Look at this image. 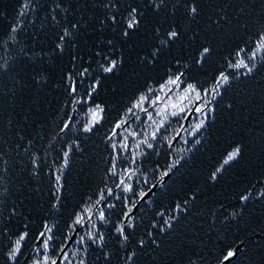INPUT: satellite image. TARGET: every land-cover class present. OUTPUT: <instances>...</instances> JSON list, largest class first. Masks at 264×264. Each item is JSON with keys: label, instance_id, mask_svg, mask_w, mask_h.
Listing matches in <instances>:
<instances>
[{"label": "trees", "instance_id": "16d2710c", "mask_svg": "<svg viewBox=\"0 0 264 264\" xmlns=\"http://www.w3.org/2000/svg\"><path fill=\"white\" fill-rule=\"evenodd\" d=\"M20 2L0 0V64L12 66L18 59L25 60L40 75L33 78L30 73L17 84L13 73L0 72V150L19 160L14 169L0 175V228L4 227L9 209L17 206L16 217L8 223L7 237H0V264H11L4 253L17 234L24 231L29 236L17 264H31L36 257L34 248L39 246L36 237L45 230V223L53 226L50 234L54 236V249L49 254L55 258L59 248L70 242L66 237L78 239L77 234L92 230L87 217L83 226L73 225L75 231L69 228L87 207L92 208L93 221L105 235L106 250L112 254L108 264H125L121 257L131 251L136 256L129 264H222L227 253L238 246L241 252L230 264H264V65L254 73V79L236 78L228 67L235 51L252 48L255 33L264 27V0H199L200 18L193 23L186 17L174 21L186 35L162 48L154 59L151 54L160 46L164 34L162 31L159 38L156 36L151 13L135 33L120 40L113 27L107 23L101 26L93 18L100 9L83 15L86 0H65L73 10L58 12L59 22L55 24L45 15L49 6H54L53 0H37L43 4V11L29 13L36 27L28 25L13 39L9 26L18 19L27 20L18 17ZM82 15L87 24L80 23ZM219 15L226 19L217 23ZM74 23H79L78 29H72ZM42 26L39 42L33 44L30 37ZM65 28L71 33L65 39V49L55 51ZM194 33H198L195 39ZM110 39L114 48L107 44ZM201 45L212 52L202 65H196V51ZM102 49L103 54L97 56ZM103 55L122 60L114 73L101 70L100 64L106 63ZM85 68L89 71L81 76ZM221 71L230 74V82L220 89V95L213 97L209 92L205 99H197L196 93L185 92L187 84H194L203 97L205 89L215 86ZM180 72L185 73L184 83L178 87L168 85L160 91L169 76ZM96 79L100 85L93 100L104 107V120L93 132L85 133L83 128L90 122L89 109L94 103L72 101L87 100L86 93ZM73 81L77 92L69 95ZM149 87L154 89L151 94L147 92ZM142 93L149 95L143 106L152 114V120L139 110H134L135 115L126 114ZM156 96L162 99L152 105ZM184 96L188 99L182 100ZM207 100H211L212 112L205 108V116L193 110L196 103L203 107ZM174 104L185 109L177 117L170 115L179 111L172 107ZM165 108L168 118L158 134L159 142H153L152 149L143 144L137 148L145 134L150 136L160 123L157 112ZM121 119L128 122L115 129L117 135L113 137L114 126ZM200 120L205 121L204 127L196 132L195 125ZM65 122L71 127L61 132ZM132 132L139 135L133 137ZM125 137L126 150L121 147ZM16 144L19 148L14 147ZM236 147L241 148L240 157L224 164ZM25 148L28 152L23 151ZM69 148V164L62 167L63 153ZM31 154L39 158L37 169H33ZM113 161L116 175L110 171ZM61 169V203L54 216L55 177ZM132 169L136 174L128 180ZM165 171L168 176L162 175ZM214 172L216 179H212ZM121 179L132 184L134 192L125 193L123 186L117 187ZM102 190L106 199L97 204ZM141 192L148 193L144 200H140ZM244 196L248 199L242 200ZM137 200L140 203L132 212L136 226L129 229L130 242L122 249L115 228ZM101 211L106 221L98 219ZM165 220L172 226L165 225ZM141 239L145 241L143 246L138 243ZM78 247L71 241L65 250L71 255ZM96 255L93 252L88 257L89 264H100Z\"/></svg>", "mask_w": 264, "mask_h": 264}, {"label": "snow or ice", "instance_id": "6c2138e0", "mask_svg": "<svg viewBox=\"0 0 264 264\" xmlns=\"http://www.w3.org/2000/svg\"><path fill=\"white\" fill-rule=\"evenodd\" d=\"M53 5L49 6V11L45 13L46 16H50L53 23H58L57 20V13H69L73 10V6L71 4L65 5V0H53ZM85 13L87 11H92L94 9H100L99 14L94 12L93 18L98 19L101 26H104L106 23L113 27V31L116 32V35L119 37L120 40H125L130 36V34L135 33L141 24L144 22L145 18L151 13L154 19L153 23V31L155 32L156 36L159 38L161 32L163 31L164 38L161 39V44L159 47H156L155 50L152 52L151 57L154 59L162 50V48L168 47L172 42H175L181 39L182 36L186 35L184 31L181 30V26L174 21L181 19L182 17H186L190 23L196 22L201 15V6L199 0H133V2H128V0H91V3L86 0L85 2ZM38 11H43V4H38L37 0H21L20 7L18 9V17L23 18L27 17V20L18 19V21L14 24L9 26V34H12V38L15 39V34H19L21 31H26L28 25L32 27H36V22L31 18L29 13H37ZM3 15V13H0ZM82 15V19L80 23L87 24L88 21L84 20ZM102 17V18H101ZM226 19L224 15H219V19L216 21L219 23V20ZM72 29H78L79 23L72 24ZM44 31V27L42 26L40 29L37 30V34L32 35L30 40L33 44L39 42V33ZM71 33L67 28L63 30V34L58 37L60 43L56 44L55 51L63 52L65 49V39ZM198 37V33H194L193 39ZM253 47L247 49L245 47L238 48L231 61L228 63V67L233 70L235 73L236 78L240 76L244 77H254V73L259 70L261 65H264V27L258 30L255 33V38L252 41ZM107 44L111 47H115L113 40H108ZM104 50L102 49L101 52L96 53L97 56L102 55ZM212 49L207 46L201 45L199 49L196 51V65H202L203 61L206 60L211 55ZM27 56V53H24ZM247 56V59L244 57ZM30 59V57H29ZM73 60H76L77 57H73ZM103 59L106 63L100 64V68L104 73H114L115 70L120 66L122 60H117L111 58L109 55H103ZM151 62V60L149 61ZM177 64L180 63L179 60L176 61ZM243 69L244 71L241 73L239 70ZM88 69L85 68L80 75L83 76L85 73H88ZM0 72H11L14 74V79L17 84H20L24 77L29 76L31 73L33 78H36L40 75V73L36 72L34 68H30L29 65L25 60H17V62L9 66L7 63L0 64ZM185 76L184 72H180L178 75L169 76L168 79L160 85V91H164V89L168 85L179 86L180 84L184 83L185 81L182 79ZM68 79H71V76H68ZM230 82V74L224 71H221L216 78L215 86L213 88L205 89L204 96L202 97L200 92L197 90L196 85L194 84H187L185 88V92H194L196 93L197 99H205L209 92L212 94L213 97L220 95V89ZM100 85V81L96 79L94 83L90 85V91L86 93L87 100H79L74 99L72 102L75 104L80 103H94L93 96L94 93L97 92ZM77 85L75 81L69 86V95H74L77 92ZM172 89L169 88L168 91ZM149 94L154 92V89L149 87L147 89ZM162 98L160 96H156L155 100L151 103L155 105L156 103L160 102ZM188 99V96L182 97V100ZM149 100L148 94H140L136 100L131 104L130 107L127 108L126 114L135 115L134 110H139L147 114L148 119L152 120V114L148 112V109L145 108L143 105L146 101ZM211 104V100H207V102L203 105V107H197L196 112L201 113L202 115H207L204 112V109L207 108L208 112H212L214 109L209 107ZM173 108H179V111H173L170 113L171 116L177 117L180 113L184 112L185 109L179 105H172ZM231 107V105H229ZM91 113V119L89 124L83 128L85 133H91L95 130L96 126L101 124L104 120L103 113L105 112L104 107L101 106L99 103H94V106L89 109ZM166 108L162 109L160 112H157L158 116H161V121L159 124L156 125L155 130L151 132L150 136L145 134L144 138L137 143V148L140 147L141 144L145 145L148 149L154 148L153 142H159L160 136L158 135L162 128H164V122L167 120L168 116L166 114ZM139 119V117H136ZM187 119V117H184ZM71 120V117H69ZM128 121L126 119H121L118 123L115 124L112 136H116L117 132L115 129H119L122 125L126 124ZM204 120H200L198 124L195 125L196 132H199L200 129L204 127ZM71 125L68 122L63 124V127L60 129L61 132H65V130L70 129ZM131 135L133 137L139 135V133L132 132ZM22 139V137H21ZM109 140L112 137L108 138ZM127 138L125 137V143L121 146L125 150L128 148ZM4 143L7 145L8 141L5 140ZM31 141H29V144ZM113 149H116L117 145L113 143ZM15 148H19V144L14 146ZM24 152H28V149H23ZM71 149L64 151L63 153V166L67 167L69 164L68 157L70 155ZM21 153L17 151V156H20ZM241 155V148L236 147L232 152L227 155V158L224 160V164H229L230 162L236 160ZM31 164L33 169H37L40 167L38 163V157L34 154L30 155ZM19 163V160L16 157H8L7 152L0 150V175H6L10 169H14L15 166ZM135 163V160H133ZM223 167V166H221ZM171 167L169 168V171ZM112 175H116V163L115 161L112 162V168L110 169ZM217 172L220 171L218 168ZM136 174L135 169H132L128 172L127 179L130 180L132 176ZM169 172L165 171L162 175L168 176ZM61 176H62V169L61 174L56 175L55 177V190L53 192V196L55 198L54 203L52 204L53 208V215H57L59 213L58 205L61 203V194L60 189L62 188L61 185ZM212 179H216V173L212 174ZM122 187V191L125 193L134 192V188L132 184L127 183L125 179H121L120 183L117 187ZM155 187V185L153 186ZM152 190L149 189V192ZM155 194V193H153ZM108 195L111 196L112 192L111 189L108 190ZM148 196V193L141 192L140 193V200H144V198ZM120 199V197H116ZM105 194L103 190L100 193V198L96 201L97 204L100 203L101 200H105ZM124 199H128L124 197ZM248 197H242V200H247ZM0 203H3L0 201ZM140 201H134L132 207L125 212L124 220L121 221L120 225L115 228V232L118 234L120 247L123 249L125 244L130 242V235L129 229L135 228L136 224V217L132 214L133 209L136 208V205L139 204ZM187 203V201L185 202ZM109 207H114V205H108ZM177 208H180V205L177 204ZM142 210V209H138ZM17 215V206L13 205L9 209V215L5 218L4 227L0 228V237H7L8 234V223H10ZM159 215H163V213H159ZM87 217L88 222L91 225L90 231H87L83 235H78V239H74L72 237H66V241H72L73 244L79 245L75 251L71 252L66 251L65 249L68 247V244H63L58 252L59 254L53 258L49 253L53 251L54 245L52 241L54 240V236L50 233L53 232V226L49 225L48 223L44 224V231H41L38 236L36 237L37 241L39 242V246L34 248V252L36 254V258L33 257L31 259V264H89L88 257L92 255V253H97L95 256V260L100 262V264H108L111 259V253L106 250L107 242L103 232L99 231L93 221V212L91 207L82 208V212L76 215L75 220L69 225L73 231V225H80L83 226L85 219ZM98 219L101 221H106L107 217L105 216L104 212L101 211L99 213ZM174 219V217H173ZM165 225L171 227L172 225L169 223L168 220H165ZM156 225L153 224V227ZM25 227H27L25 225ZM162 232L165 230L163 226L160 229ZM149 236H152V233H148ZM29 233L24 231L22 233L17 234L16 238L11 241L9 249L4 255L7 257V260L11 262V264H17L18 257L22 254L23 244L28 238ZM10 239V237H8ZM2 239H0V243H2ZM91 242V243H89ZM140 246L145 244L143 239L138 241ZM152 243L155 244L156 241L153 239ZM136 256L135 251H131L127 254V256H122L121 259L124 260L125 264H129ZM236 256V250H230L227 253L225 259L234 258Z\"/></svg>", "mask_w": 264, "mask_h": 264}, {"label": "water", "instance_id": "95a60500", "mask_svg": "<svg viewBox=\"0 0 264 264\" xmlns=\"http://www.w3.org/2000/svg\"><path fill=\"white\" fill-rule=\"evenodd\" d=\"M241 249V246L236 247V256L234 258L225 259L222 264H230V262L234 261L239 256Z\"/></svg>", "mask_w": 264, "mask_h": 264}, {"label": "rangeland", "instance_id": "374dc122", "mask_svg": "<svg viewBox=\"0 0 264 264\" xmlns=\"http://www.w3.org/2000/svg\"><path fill=\"white\" fill-rule=\"evenodd\" d=\"M197 107H199V104L196 103V104H195V107L193 108V110L195 111ZM195 113H196V112H195ZM70 242H71V241H70ZM70 242L68 243V245H70Z\"/></svg>", "mask_w": 264, "mask_h": 264}]
</instances>
